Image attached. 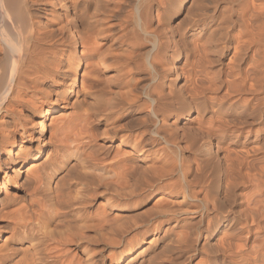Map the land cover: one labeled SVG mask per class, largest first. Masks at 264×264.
<instances>
[{
    "label": "bare ground",
    "instance_id": "obj_1",
    "mask_svg": "<svg viewBox=\"0 0 264 264\" xmlns=\"http://www.w3.org/2000/svg\"><path fill=\"white\" fill-rule=\"evenodd\" d=\"M1 154L0 264H264V0H0Z\"/></svg>",
    "mask_w": 264,
    "mask_h": 264
},
{
    "label": "rangeland",
    "instance_id": "obj_2",
    "mask_svg": "<svg viewBox=\"0 0 264 264\" xmlns=\"http://www.w3.org/2000/svg\"><path fill=\"white\" fill-rule=\"evenodd\" d=\"M68 69H69V71H71V67H69ZM84 69H85V67L82 66V67H80V69L77 72V88L78 89H80L81 86H82L81 85L82 79H83V74L82 73H84ZM58 115H60V114L59 113L55 114V116H58ZM40 119L41 118H35V120H33L34 121L33 124L34 123L36 124L38 121H40ZM46 123H47V127H46L45 134L39 140H36V139L35 140H33V139L30 140L35 135L36 136L38 135V127H36L37 125L35 126V124L34 125L32 124L33 126L29 125L28 129H31V133L33 135H30L31 137L30 136L27 137L25 139L26 142L22 144V148L24 149V151H26L29 146L36 147L38 145V143L42 141V139L46 138V140H49V138L52 136L54 131L53 130L51 131V128H52V125H50L51 121L47 120ZM49 125H50V127H49ZM18 144H20V139L19 138H18L17 145ZM50 146L51 145H49L48 143L45 144V145L43 143H40L38 145V148H40L41 151L43 152L42 156L40 157L41 160L46 157V153H47L46 149L48 147H50ZM17 147L18 146H16V148ZM4 155H5V153H4ZM2 159H3V154H1V156H0V163H2ZM26 167L29 168L30 164H26V166L21 168V172L20 173L14 175L12 168L11 169L10 168H5L2 165V170L0 171V193H2V195H3V190H1V182L3 181L4 178L5 179L9 178V183L7 185L8 186V193L10 195H12V196L16 195V197L23 198V193L24 192H23V189H22V187L20 185H21V182L23 181V178L26 175L25 172H23L24 169H27ZM10 209L12 210V208H7V211H10ZM7 211L5 209L2 213H0V247L1 248L3 246L4 240L9 236V233H8L9 231H8L7 227H8L9 221H10V217H8V215L10 216L11 211L8 212V213H7ZM1 248H0V250H1ZM112 263L114 264L115 262L113 261V258L110 256V259H108V264H112Z\"/></svg>",
    "mask_w": 264,
    "mask_h": 264
}]
</instances>
